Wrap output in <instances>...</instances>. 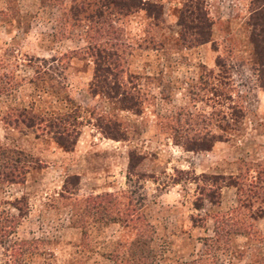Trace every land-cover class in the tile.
<instances>
[{
	"label": "rangeland",
	"instance_id": "obj_1",
	"mask_svg": "<svg viewBox=\"0 0 264 264\" xmlns=\"http://www.w3.org/2000/svg\"><path fill=\"white\" fill-rule=\"evenodd\" d=\"M69 1L0 0V264H258L255 0H142L155 11L118 22L127 62L99 63L95 73L89 55L66 53L85 45L86 30L70 21ZM23 111L42 120L15 122ZM206 131L225 142L200 150ZM20 167L19 182L2 174ZM215 171L239 175L233 202L201 197ZM16 205L25 212L18 219ZM227 219H245L247 234L211 240Z\"/></svg>",
	"mask_w": 264,
	"mask_h": 264
},
{
	"label": "trees",
	"instance_id": "obj_2",
	"mask_svg": "<svg viewBox=\"0 0 264 264\" xmlns=\"http://www.w3.org/2000/svg\"><path fill=\"white\" fill-rule=\"evenodd\" d=\"M255 2L257 3V7L255 8L250 18L252 19V22L250 23L252 26L250 38L254 46V63L252 65V68L257 73V78L259 82L258 87L261 89L262 92H264V0H255ZM66 5L68 7V16L70 21H73V23L84 21L86 23V30L84 33L85 45L77 49H72L66 53L70 54L71 58H78L79 56L77 55L82 51L86 55H89L93 60L92 62L94 63V69L96 68L94 73L100 71L99 63L127 62L124 52V32L122 28H120V25L118 23L119 20L122 17L129 15L133 11H137L139 9H151V11H155L156 7L155 5H149L148 3L142 0H70ZM198 37L199 39L196 40L198 44L205 43L209 40L210 31H207V34L200 32L198 33ZM66 53L54 56L52 60L60 56H64ZM40 58H42V60L44 61L45 59L43 58L46 57ZM110 70V66L105 67L104 69L105 73L111 75L112 73L110 72ZM116 93L123 95V93L119 92L118 90L116 91ZM24 111L19 112L16 115L15 122L20 121L26 127L32 128L36 125L38 120H42V118L38 117L34 113L29 114L25 113ZM60 136L61 135L55 137L56 143L62 146L63 148H67L68 146L66 145V141L64 142V140L60 138ZM109 138H113L115 140L119 139L117 137L111 136H109ZM199 139V142H197L198 145L201 147V149H199L203 150L205 147H202V144L206 146L210 145V147H212L214 143L224 140V137L219 131H208L207 133H203ZM75 141L76 138L73 140V143ZM195 149L196 148L190 147V150L195 151ZM237 167L239 169V164H237ZM2 174H5V177H7L9 174L10 177L7 178V180L12 183L19 182L21 181L20 179L24 180L26 169L24 167H20L18 171L9 170L7 171V173L4 172ZM200 174V176H204V174L206 173L202 172ZM237 176L239 175H225L220 173L211 174V176H208V180L211 181L214 185H210V187L203 188L202 190L200 189L202 191L201 197L207 199L212 205L219 204L220 191L223 186H235L237 190L239 189L240 183L237 182ZM69 177L70 181H75L74 184L75 186H77L78 175L73 174ZM226 178L229 179L228 182L224 180ZM24 198L26 199V196L22 194L20 197H17L15 201L18 204V202L21 200L23 201ZM14 207L18 210V214L16 215V217H14V219H18L22 215H24L25 212H23L21 206L16 205ZM117 211L119 210L117 209ZM252 214L253 213H250V218H254L252 220H256V216ZM258 217L264 218L263 215ZM243 220L245 219H227L226 221H216L214 227V236L211 240H214L215 242H220V240L224 241L226 238H228L231 233H245L246 229L242 227L246 223L243 222ZM234 225L236 227H233ZM221 228H225L226 230L222 229L221 231ZM245 234H247V232ZM255 261L258 264H264V257L260 256L256 258Z\"/></svg>",
	"mask_w": 264,
	"mask_h": 264
},
{
	"label": "crops",
	"instance_id": "obj_3",
	"mask_svg": "<svg viewBox=\"0 0 264 264\" xmlns=\"http://www.w3.org/2000/svg\"><path fill=\"white\" fill-rule=\"evenodd\" d=\"M258 94H259V98H262V100L264 101V92L262 91H258ZM255 110L256 112L258 113V115L260 114L259 117H256V118H252L250 117V138H257V141L260 142L262 145H264V129L261 130V131H258V129H256L257 125H262L264 126V103H260L258 105H256L255 107ZM259 118V119H258ZM222 142H225V140H222V141H218L216 143L213 144V147H212V150H215L218 146L217 144L219 143H222ZM261 149H264V146H260ZM211 151H206L205 154H211L210 153ZM251 153V152H250ZM203 154V153H202ZM258 159H260L263 163H264V150H260L259 153H258ZM250 157H253L250 155ZM236 159H238V157H234V158H231V162H232V167H236L237 169V164L235 163L234 164V161H236ZM251 159V158H250ZM233 169V168H231ZM201 171H206L208 169H200ZM214 173H220V174H225V175H234V172L233 171H215ZM236 174V173H235ZM237 191H236V187L235 186H223L221 188V191H220V202L218 205L222 206L224 204V201H227V200H224L226 199L227 196H229L230 200L233 202L234 200V197L237 196ZM211 204V203H210ZM255 222H264V219H258V220H254Z\"/></svg>",
	"mask_w": 264,
	"mask_h": 264
}]
</instances>
